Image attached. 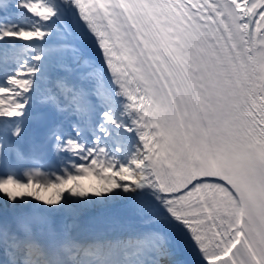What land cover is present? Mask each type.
I'll use <instances>...</instances> for the list:
<instances>
[{"label":"snow or ice","instance_id":"6c2138e0","mask_svg":"<svg viewBox=\"0 0 264 264\" xmlns=\"http://www.w3.org/2000/svg\"><path fill=\"white\" fill-rule=\"evenodd\" d=\"M0 264H264V0H0Z\"/></svg>","mask_w":264,"mask_h":264},{"label":"rangeland","instance_id":"374dc122","mask_svg":"<svg viewBox=\"0 0 264 264\" xmlns=\"http://www.w3.org/2000/svg\"><path fill=\"white\" fill-rule=\"evenodd\" d=\"M81 183L85 186L86 189H89V190H90V187H91V186H97V184H94V183H92V184H91V183H87L86 181H82ZM17 191H20V190H17ZM41 192H43V191H41Z\"/></svg>","mask_w":264,"mask_h":264},{"label":"bare ground","instance_id":"6f19581e","mask_svg":"<svg viewBox=\"0 0 264 264\" xmlns=\"http://www.w3.org/2000/svg\"><path fill=\"white\" fill-rule=\"evenodd\" d=\"M53 192H54V190H49V192H41L40 195L42 197H48V196L52 195Z\"/></svg>","mask_w":264,"mask_h":264},{"label":"trees","instance_id":"16d2710c","mask_svg":"<svg viewBox=\"0 0 264 264\" xmlns=\"http://www.w3.org/2000/svg\"><path fill=\"white\" fill-rule=\"evenodd\" d=\"M88 182V181H87ZM88 183H94V184H97V182L94 180V179H91Z\"/></svg>","mask_w":264,"mask_h":264}]
</instances>
